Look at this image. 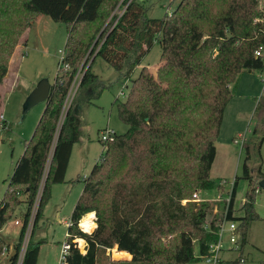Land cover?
<instances>
[{"label":"trees","instance_id":"trees-1","mask_svg":"<svg viewBox=\"0 0 264 264\" xmlns=\"http://www.w3.org/2000/svg\"><path fill=\"white\" fill-rule=\"evenodd\" d=\"M121 4L126 8L118 16L115 11ZM40 14L67 24L62 60L69 67L59 68L46 107L0 200V231L26 204L10 264L18 262L35 203L33 230L52 184L65 181L73 146L84 136L76 106L83 110L111 86L92 69L98 56L130 80L125 99L114 101L128 129L115 132L113 140H102L104 153L83 179L68 225L66 240L71 248L64 264H100L102 257L109 256L107 249L114 247L131 258L114 263L200 261L199 255L208 253L217 239L221 215L210 214V204L194 200L193 195L214 186L211 168L225 108L233 97L232 85L244 70L264 72V55L256 54L264 47V0H181L162 17L147 16L145 0H0V90L23 34ZM79 22L93 23L86 39L73 31ZM156 42L161 46L160 61L187 63L186 136L178 128L152 129L150 71L144 59ZM80 68L81 81L65 108ZM263 109L264 96L256 108L260 126L252 130L254 135L264 132ZM159 122L155 120L156 125ZM5 125L0 119V126ZM263 142L264 134L258 141L244 142L242 171L234 179L229 217L241 221L243 245L251 223L259 218L255 176L262 179L264 172L260 164L255 175L249 160L256 154L261 161ZM240 178L249 180V188L240 207L243 214L237 216L232 210ZM90 212H95L97 225L89 234L80 222ZM77 238L85 240V251ZM44 241L34 240L31 234L21 264H37ZM7 245L0 236V258ZM226 264L239 262L233 259Z\"/></svg>","mask_w":264,"mask_h":264},{"label":"rangeland","instance_id":"rangeland-1","mask_svg":"<svg viewBox=\"0 0 264 264\" xmlns=\"http://www.w3.org/2000/svg\"><path fill=\"white\" fill-rule=\"evenodd\" d=\"M180 1L181 0H145L147 16L162 17L167 13H171ZM123 6L124 5L121 4L119 8L116 9V14L119 10L124 8ZM38 17L39 18L32 23L31 27L25 31L19 44L21 46L18 45L16 49V51L18 50V52L22 53L21 61L18 62L16 66L12 63L10 64L8 71L10 74H12L15 68L13 82L10 83V86H5V89L1 91L2 112L6 118V125L2 129V134H0V200L8 187V179L14 169L16 161L24 150L25 141H28L32 136L46 107V101L38 103L27 112L24 118H22L24 101L29 95L30 89L34 87L41 78L46 77L51 83L54 82L59 72L60 59L65 50L67 24L55 21L45 14H40ZM92 29V22L88 25L84 23L77 26L78 34L76 30V32H74L80 38L86 39ZM79 33H81V35H79ZM160 51V43L156 42L144 59V62L151 65L156 63ZM91 60H89L88 63H90ZM88 65L89 64H87V66ZM92 69L107 83L111 84V86L104 89L100 97L83 110L80 105L76 106L75 109L83 120L84 136L73 146L65 181L52 184L51 196L44 204L41 216L33 230L34 212L38 204L37 202L35 203L31 221L25 236L27 235L28 239L32 234L34 240L45 239L40 247L37 264H62V248L67 239V222L70 219L72 208L76 199L82 192L84 177L90 173L105 150V146L101 140V133L106 130L124 133L128 129V125L120 118L117 104L114 103V101L117 98L120 100L125 99L128 89L130 88V80L121 78L120 72L100 56L96 57ZM148 69L150 71L151 85H156L158 87L157 89L164 87L163 84L169 81L166 83L167 88L164 92L166 94H164L163 99L172 101L173 103L175 100L171 96H173L175 92L172 88L175 81H173L170 76H168V78L162 76L158 67H148ZM137 72L138 71L135 72V75ZM184 78L183 81L177 80L176 85L185 88L187 83ZM232 90L233 97L224 113L221 132L216 141L218 145V155L211 168V177L214 179V186L199 191V196L204 199L216 198L217 194L224 196L225 189H230L232 187L236 174H241L242 161L245 153L241 146V135L239 134L243 135L242 137H244L245 141L250 139L258 141L259 137L264 134V132H260L256 135L252 133L255 127L260 126L255 112L259 99L264 96V72L258 70L250 71V69L244 70L239 75L237 82L232 85ZM154 99L157 106L156 108L162 110V113L170 110L174 111L176 109V107H172L171 105L166 107L161 105L158 94L154 95ZM177 99L179 100L182 98ZM261 114L264 116V109L261 111ZM178 115L180 116L174 119L170 117L169 119L171 120H165V116L161 117L163 121L159 122L158 125H156L153 120L151 122L152 129L157 126L163 129L174 128L177 130L178 128L181 130L182 127L187 126V122L185 123L179 120L178 118H181L182 115ZM238 132L239 134H237ZM233 135H235V137H233ZM261 153V161L256 157V154L249 160L251 170L255 175L260 164L264 172V142L262 144ZM255 180L257 184L259 179H257L256 176ZM218 185L221 186L222 189L220 188L218 190ZM248 188L249 180L240 178L237 185V198L234 205L236 211H238V213L240 212L241 215L243 214V210H240V207ZM191 199L192 198L184 199L183 203ZM214 200L208 201L210 204V214L219 216L223 209V202ZM25 210L26 204L23 202L14 215L17 219L21 220V224H15L12 218L4 226L2 232H0V236L11 245L19 239L22 217ZM255 210L259 214V218L254 220L248 229L247 242L245 244L246 248L244 250V254L247 257L246 264H264L263 188H260L256 193ZM93 221H95V217ZM95 225H97L96 221ZM94 228L90 230V232H92ZM84 244V240L82 245L80 244V240L78 241V245L82 251H85ZM112 250L113 251L107 249V254L109 256L102 257L100 259V264H125L122 262H128L122 261L121 263H114V258L121 257L115 256L116 247L112 248ZM0 264H10L6 255H2ZM189 264H205V262L200 259V261L191 262Z\"/></svg>","mask_w":264,"mask_h":264},{"label":"built area","instance_id":"built-area-1","mask_svg":"<svg viewBox=\"0 0 264 264\" xmlns=\"http://www.w3.org/2000/svg\"><path fill=\"white\" fill-rule=\"evenodd\" d=\"M124 8L122 10L118 11V16H120L125 8L126 5L123 6ZM259 53V55H264V47L261 46L257 51L256 54ZM65 55V50L63 52V56L60 60L63 59ZM60 67H64V68H68L69 65L67 63H65L63 60L60 63ZM82 70L81 68L78 70L75 79L71 85V88L66 96L65 102H64V106L65 108L68 107L71 104V101L76 93V90L78 88V85L81 81V77H82ZM0 119L1 120H5V117L3 114H0ZM2 129L3 127L0 126V134L2 133ZM115 135V131L113 130H106L104 132L101 133V140L106 141V140H113ZM243 135L240 136L241 138V146L243 148V144L245 142L244 137H242ZM238 142V141H237ZM235 179V177H234ZM225 185V184H224ZM233 185H234V181H233ZM233 185L230 189H225V193L224 196L223 195H219L217 194L216 198H212V199H204L201 198L199 196V191H196L194 193V200L201 202V201H220L223 202V209L221 211V218L218 222V229H217V239L214 240L211 244H210V248L208 253L206 254H202L199 255L201 260L203 262H205V264H226L227 261L229 260H233L236 259L238 260L239 264H246L247 258L246 255L244 254V245L242 242V233L240 230V220H235L229 217V212H230V204H231V198H232V192H233ZM222 189L221 186L218 187L219 189ZM260 186L257 183L256 184V189L255 192L257 193L260 190ZM219 192V191H217ZM245 202V198L243 200V203ZM38 203V201H37ZM242 203V204H243ZM235 208L232 210V214L236 215L235 213ZM14 223L15 224H21V220L14 218ZM81 226V225H80ZM209 226V225H207ZM82 227V226H81ZM25 240H23L21 249L19 251V258H18V262L17 264H21L23 257H24V253L28 244V240L27 239V235L24 237ZM71 248V244L70 242H68L67 240L64 242L63 244V248H62V264H64L65 260H66V255L68 254L69 250ZM231 253H235L232 254ZM9 255V251L7 247H4L3 251H2V255ZM234 256V257H233Z\"/></svg>","mask_w":264,"mask_h":264},{"label":"crops","instance_id":"crops-1","mask_svg":"<svg viewBox=\"0 0 264 264\" xmlns=\"http://www.w3.org/2000/svg\"><path fill=\"white\" fill-rule=\"evenodd\" d=\"M37 18H39L38 16H37ZM36 18V19H37ZM35 19V20H36ZM34 20V21H35ZM89 24V23H91V22H79V23H75L74 24V26H73V31H77V26H79V25H81V24ZM75 31V32H76ZM77 34H78V31L76 32ZM79 35H81V33H79ZM19 46H21V45H19ZM19 49V48H18ZM18 53V54H17ZM20 53V54H19ZM21 52H18V50L16 51L15 50V53H14V55H13V59H11V62H10V64L12 63L14 66H16L17 65V63L18 62H20L21 61ZM93 58H94V56H93ZM92 58V59H93ZM92 61V60H91ZM144 64H146L145 62H144ZM147 65V64H146ZM13 66V67H14ZM148 67L149 68H157L158 67V70L161 72V75L162 76H165L166 78H168V76H170L172 79H173V81H175V84H173L172 85V88H173V90L175 91L174 92V95L173 96H171L172 98H174V102L172 103V101H169V100H164L163 99V96H164V94H166V93H164L165 92V89L167 88L166 86H167V84L166 83H168L169 81H167V82H163L164 84H163V86L164 87H161V88H159V89H157L158 87L156 86V85H154V86H152L151 85V90H152V112H153V120L155 121L156 119L157 120H160V121H163V119H161V117H166V119L165 120H171V119H169L170 117L172 118V119H174V118H176V117H179L180 115H178V114H181L182 116H181V118H178L179 120H182V122H188L187 121V115H188V113H187V84H186V86H185V88H182V86L180 87V86H178V85H176V83H177V80H182L183 81V78H184V80L186 81V83H187V76H186V68H187V63L185 62V61H181V62H174V61H160V59H159V56H158V61L156 62V63H154V64H149L148 65ZM9 68H10V66H9ZM12 70V69H11ZM9 71V70H8ZM15 68H14V70H13V72H12V74H10V72H8L7 73V75H6V77L4 78V82H3V84H2V86H1V90L0 91H2L3 89H5V86H10V83L11 82H13V78L15 77ZM250 71H253V70H250ZM182 77H181V76ZM55 81V80H54ZM159 81H161V80H159ZM54 83V82H53ZM52 83V84H53ZM35 87V86H34ZM34 87H32V88H34ZM32 88L30 89V91L29 92H31V90H32ZM154 89H156V90H154ZM182 89H183V91H182ZM155 94H158L159 95V98H160V100H161V102H160V104L161 105H163V106H168V105H171L172 107H176V109L174 110V111H166L164 114L162 113V110H160V109H158V108H156L157 106H156V102H155V99H154V95ZM177 96H179V97H177ZM177 98H182V99H177ZM181 100V101H180ZM230 102V101H229ZM228 106H229V103L227 104V106H226V108H225V112H226V110H227V108H228ZM177 110H179V111H177ZM179 112V113H178ZM224 112V113H225ZM2 114H3V112H2ZM4 115V114H3ZM5 117V116H4ZM6 119V118H5ZM178 121V120H177ZM177 131H179V134H181L182 136H186L187 135V132H188V126H184V127H182L181 128V130L179 129V130H177ZM157 132V131H156ZM241 133V132H240ZM2 134V133H1ZM237 134H239V132L237 133ZM239 135H242V134H239ZM233 137H235V135H233ZM232 137V138H233ZM237 139V138H236ZM216 149H217V152H216V157H215V160H214V162L216 161V159H217V155H218V145H217V142H216ZM24 151V150H23ZM23 153V152H22ZM22 155V154H21ZM20 155V156H21ZM214 164V163H213ZM213 166V165H212ZM237 175V174H236ZM260 180V179H259ZM259 180H258V182H259ZM84 187V186H83ZM218 187H219V185H218ZM82 190H83V188H82ZM80 196V195H79ZM79 198V197H78ZM78 198L76 199V201L78 200ZM236 198H237V189H236V195H235V200H236ZM235 200H234V204H235ZM76 201H75V203H76ZM75 203H74V205H75ZM242 203H243V201H242ZM73 208H74V206H73ZM73 208H72V211H73ZM234 208H235V210H236V207H235V205H234ZM241 210V209H240ZM72 211H71V214H72ZM235 213H236V215L237 216H239V215H241L240 214V212L238 213V211H235ZM243 213V212H242ZM71 214H70V217H71ZM14 218H16L15 216L13 217V219ZM69 223H70V219L68 220V222H67V224L69 225ZM19 225V224H18ZM81 225V224H80ZM3 229H4V227H3ZM2 229V230H3ZM2 230L0 231V232H2ZM68 232V231H67ZM248 234V233H247ZM78 239V238H77ZM84 240V239H83ZM85 241V240H84ZM78 242V241H77ZM246 242H247V239H246ZM16 244V242L14 243V244H9L8 243V245L6 246L7 248H8V251H9V255H7L6 254V256L8 257V260H9V258H10V255H11V253L13 252V250H14V245ZM85 245V244H84ZM245 247H244V250H245V248H246V245H244ZM85 250V249H84ZM111 251H113L112 249H111ZM1 257H2V255H1ZM230 257H232V254H231V256ZM234 257V256H233ZM247 258V257H246ZM0 260H1V258H0ZM114 260H126V261H129V260H131V258H129V254H128V256L127 257H121V258H114Z\"/></svg>","mask_w":264,"mask_h":264},{"label":"water","instance_id":"water-1","mask_svg":"<svg viewBox=\"0 0 264 264\" xmlns=\"http://www.w3.org/2000/svg\"><path fill=\"white\" fill-rule=\"evenodd\" d=\"M52 83L48 78H41L32 91L27 96L23 104L22 118L25 117L27 112L35 105L41 102L47 101L52 88ZM259 186L264 189V178L260 179L258 182ZM17 251L14 249L10 257L13 256Z\"/></svg>","mask_w":264,"mask_h":264},{"label":"bare ground","instance_id":"bare-ground-1","mask_svg":"<svg viewBox=\"0 0 264 264\" xmlns=\"http://www.w3.org/2000/svg\"><path fill=\"white\" fill-rule=\"evenodd\" d=\"M90 213H92V212H90ZM85 216H86V215H85ZM85 216H84V217H85ZM93 219H94V217L91 218V219H88L87 216H86L85 218H83V219L81 220L80 224H81V226L83 227V224L86 223L87 226L89 227V229L92 230V229H93L92 225H95V221H93ZM79 240H80V244L82 245L83 243H81V241H83V239L78 238L77 241H79ZM84 247H85V246H84ZM115 256H118V257H124V258H125V257H127L128 255H127L126 252H122V251H118V250H116V251H115Z\"/></svg>","mask_w":264,"mask_h":264},{"label":"clouds","instance_id":"clouds-1","mask_svg":"<svg viewBox=\"0 0 264 264\" xmlns=\"http://www.w3.org/2000/svg\"><path fill=\"white\" fill-rule=\"evenodd\" d=\"M257 55H259V53H257ZM86 216H87L88 219H91V218L95 217V212L88 213V214H86ZM92 227L94 228V227H96V225H92ZM83 230L85 232H89V234H90V229H89V227L87 226L86 223L83 224ZM81 243H83V241H81Z\"/></svg>","mask_w":264,"mask_h":264}]
</instances>
